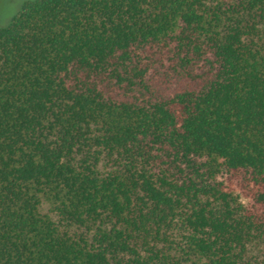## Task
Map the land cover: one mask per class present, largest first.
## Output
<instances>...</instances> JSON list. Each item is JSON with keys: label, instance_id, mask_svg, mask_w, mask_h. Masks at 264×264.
I'll return each mask as SVG.
<instances>
[{"label": "trees", "instance_id": "trees-1", "mask_svg": "<svg viewBox=\"0 0 264 264\" xmlns=\"http://www.w3.org/2000/svg\"><path fill=\"white\" fill-rule=\"evenodd\" d=\"M0 264H264V0L24 1Z\"/></svg>", "mask_w": 264, "mask_h": 264}, {"label": "rangeland", "instance_id": "rangeland-1", "mask_svg": "<svg viewBox=\"0 0 264 264\" xmlns=\"http://www.w3.org/2000/svg\"><path fill=\"white\" fill-rule=\"evenodd\" d=\"M24 1L27 0H0V26L9 22Z\"/></svg>", "mask_w": 264, "mask_h": 264}]
</instances>
